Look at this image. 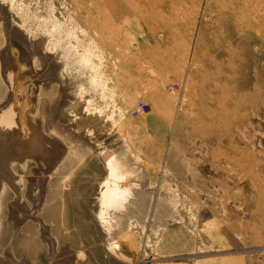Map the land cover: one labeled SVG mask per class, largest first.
I'll return each instance as SVG.
<instances>
[{"label":"rangeland","instance_id":"rangeland-1","mask_svg":"<svg viewBox=\"0 0 264 264\" xmlns=\"http://www.w3.org/2000/svg\"><path fill=\"white\" fill-rule=\"evenodd\" d=\"M62 33L94 76L75 92L72 72L57 65L52 78L64 85L41 82L35 95L28 83L38 97L31 117L63 154L52 168L31 158L10 165L31 206L28 177L48 173L34 212L59 249L72 248L79 264H264V0H0V106L8 43L39 51L41 72ZM139 102L146 113H133ZM153 106L170 127L164 147L144 138L156 152L149 161L138 131L145 114L160 113ZM124 143L145 151L157 203L171 190L177 215L155 231L153 210L152 226L132 228L131 262L113 258L94 220L108 174L101 154ZM1 184L0 259L55 264L39 222L10 219L17 193Z\"/></svg>","mask_w":264,"mask_h":264},{"label":"bare ground","instance_id":"bare-ground-1","mask_svg":"<svg viewBox=\"0 0 264 264\" xmlns=\"http://www.w3.org/2000/svg\"><path fill=\"white\" fill-rule=\"evenodd\" d=\"M57 37L59 38V36ZM63 37V39H58L55 44L53 42L52 51L49 50L48 60L45 61L44 70L41 72H37L33 66V59L39 51L38 53L30 51L24 42H17L13 39L8 43V49L1 53L3 76L9 86L10 93L8 100L0 106V189L3 188L1 184L3 181L13 186L17 193V200L10 206V219L12 218L17 226H21L29 219L39 222L43 240L49 246L55 264H78L77 253L69 246L62 247L60 252L61 248L59 249L50 228L41 219L42 217H38L37 212H34L45 201L48 173L39 168L32 176L28 177L30 185L29 189L27 188V196L32 202L33 206H31L27 200L24 203L20 201L21 188L15 182L17 176L10 166L13 161L31 158L35 159L40 167L42 165L40 162L43 161L49 168H52L63 154V148H61L64 147L63 144L60 141L54 143L53 140L47 139L45 134L41 133V127L32 119L31 112L38 109V100L36 99L38 97L33 94L28 96L29 82L34 85L35 95L41 82L48 84L56 80L64 85L62 75L52 78L51 69L57 65L72 72L75 92L78 85L80 87L83 83L85 84L88 77L92 78L90 75H93L94 68L90 65L89 59L81 55L77 51V47L70 44L69 41L67 42L68 36L64 35ZM133 148L124 143L120 149L105 150L101 154L108 174L106 181L102 184V193L94 211V220L104 238L106 249L113 258L128 262H131L135 252L132 228L138 225L144 228L147 226L148 220H150L149 225L152 226L151 221L154 214L153 212L150 214L151 211L157 210L152 227L155 231L177 219L174 199L168 198L171 190L161 193L158 205L155 187L149 184L152 176L149 163L145 155L141 153L143 149L141 150L142 147H140L139 152L136 153ZM143 152L145 151L143 150ZM153 198H155L154 203ZM32 207L37 209L32 210ZM9 254L4 259H0V264L9 263L7 262L11 258Z\"/></svg>","mask_w":264,"mask_h":264},{"label":"crops","instance_id":"crops-1","mask_svg":"<svg viewBox=\"0 0 264 264\" xmlns=\"http://www.w3.org/2000/svg\"><path fill=\"white\" fill-rule=\"evenodd\" d=\"M151 98V97H150ZM152 101V99H151ZM162 108V106H160ZM154 108V106H153ZM154 110L160 112V113H149V114H145L141 121H139L142 131L139 130V136L141 138V140H145L144 142L149 146V144L152 142V144L156 145V146H160V147H164V145L167 143V131L170 127L168 120L166 119V117L169 118L168 114L165 113H161L162 110L159 109H155ZM163 114V115H162ZM146 138V139H144ZM152 144H150V155L148 158L149 161H156L154 160L156 157V152L154 150H152ZM160 153L158 152L157 155H159ZM62 251V248L60 250V252ZM74 251V250H73ZM77 253V252H76ZM51 254V253H50ZM78 255V254H77ZM79 260V258H78ZM76 260V261H78ZM79 264V262H78Z\"/></svg>","mask_w":264,"mask_h":264},{"label":"built area","instance_id":"built-area-1","mask_svg":"<svg viewBox=\"0 0 264 264\" xmlns=\"http://www.w3.org/2000/svg\"><path fill=\"white\" fill-rule=\"evenodd\" d=\"M148 110H149V105L147 103L139 102L136 108L134 109L133 113L134 114L146 113Z\"/></svg>","mask_w":264,"mask_h":264}]
</instances>
